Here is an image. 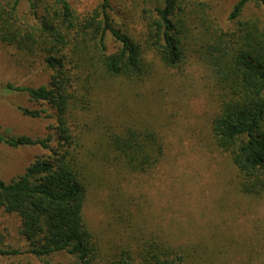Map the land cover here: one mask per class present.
<instances>
[{
    "label": "trees",
    "instance_id": "16d2710c",
    "mask_svg": "<svg viewBox=\"0 0 264 264\" xmlns=\"http://www.w3.org/2000/svg\"><path fill=\"white\" fill-rule=\"evenodd\" d=\"M185 1L160 0L152 9H143L145 32L140 33L114 28L108 0L83 17L68 0H27L31 23L17 17L18 0H0V45L12 48L20 65L40 61L51 71L46 85L7 84L4 92L23 93L32 102L50 106L56 112L57 132L56 139L0 134V143L11 148L49 152L10 182L0 180V210L18 217L19 235L27 247L0 248V256L30 254L52 264L46 258L62 253L73 264H97L100 242L83 218L90 186L87 168L80 161L79 137L67 120L101 109L103 101L96 95L105 92L112 98L113 81L131 87L149 82L154 60L165 70L182 71L190 58L204 67L214 105L213 143L230 156L242 195L264 197V28L253 20H238L251 0L234 5L229 15L236 20L233 31L216 29L199 3ZM255 1L264 9V0ZM107 35L114 52L107 47ZM22 113L41 118L45 111ZM114 125L107 135L112 162L138 175L159 164L164 146L155 130ZM134 238L116 247L106 264H194L187 246L157 236Z\"/></svg>",
    "mask_w": 264,
    "mask_h": 264
},
{
    "label": "rangeland",
    "instance_id": "374dc122",
    "mask_svg": "<svg viewBox=\"0 0 264 264\" xmlns=\"http://www.w3.org/2000/svg\"><path fill=\"white\" fill-rule=\"evenodd\" d=\"M68 1L81 17L101 5V0ZM108 1L114 28L144 33L143 9H152L160 0ZM238 1L186 0L184 4L199 3L216 29L233 31L236 20H229V15ZM16 14L23 22L33 21L27 0H18ZM238 20H253L264 28V9L251 0ZM106 44L110 52L115 51L110 35ZM192 59L182 65V71L165 70L154 60L149 82L131 87L122 80L113 81L112 98L105 92L96 95L103 101L101 109L79 113V118L75 114L68 117L67 125L79 137L80 161L90 183L83 218L100 242L97 264H106L116 247L139 234L187 246L193 251L194 264H264V197L242 195L230 156L215 147L210 132L214 105L208 74ZM50 76L51 71L40 61L20 65L16 52L0 45L1 135L56 139V112L50 106L32 102L23 93L4 92L7 84L46 85ZM22 109L45 113L32 118L23 115ZM113 124L121 130L134 125L155 130L164 146L159 164L138 175L112 162L107 135L114 130ZM48 154L39 147L11 148L0 143V180L10 182L36 157ZM19 225L16 215L0 210L1 249H27ZM46 260L73 264V259L62 253ZM0 264L43 261L20 254L0 256Z\"/></svg>",
    "mask_w": 264,
    "mask_h": 264
}]
</instances>
